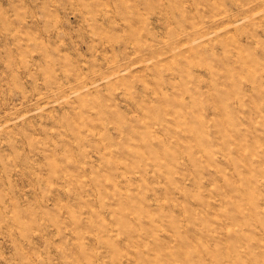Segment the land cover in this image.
<instances>
[{
	"label": "rangeland",
	"instance_id": "rangeland-1",
	"mask_svg": "<svg viewBox=\"0 0 264 264\" xmlns=\"http://www.w3.org/2000/svg\"><path fill=\"white\" fill-rule=\"evenodd\" d=\"M0 264H264V0H0Z\"/></svg>",
	"mask_w": 264,
	"mask_h": 264
}]
</instances>
